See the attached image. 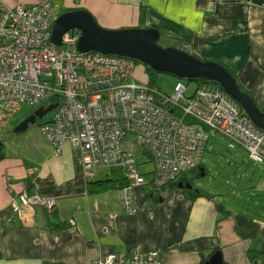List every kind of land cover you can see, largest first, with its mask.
Wrapping results in <instances>:
<instances>
[{
    "label": "crops",
    "instance_id": "0c3cea01",
    "mask_svg": "<svg viewBox=\"0 0 264 264\" xmlns=\"http://www.w3.org/2000/svg\"><path fill=\"white\" fill-rule=\"evenodd\" d=\"M3 1L14 9L49 1L59 5L56 14L83 8L108 28L139 26L147 8L146 26L162 29L172 46L224 63L264 111V0ZM136 77L148 81L142 67ZM18 113L0 131V264H93L135 248L158 251L160 264H206L214 249L226 264H264V166L246 150L247 168L231 191L186 188L183 180L159 194L151 184L134 186L130 213L122 189L89 188L125 176L101 179L103 168H94L86 177L79 149L66 143L57 155L40 123L16 130L25 120L13 124ZM26 189L46 203L25 204ZM219 203L233 213H222ZM239 213L254 225L240 224Z\"/></svg>",
    "mask_w": 264,
    "mask_h": 264
},
{
    "label": "built area",
    "instance_id": "2783aa9c",
    "mask_svg": "<svg viewBox=\"0 0 264 264\" xmlns=\"http://www.w3.org/2000/svg\"><path fill=\"white\" fill-rule=\"evenodd\" d=\"M58 9L49 1L14 9L0 0V131L25 102L49 99V105L57 104L51 119L40 125L55 153L60 155L66 143L79 149L86 177L94 168L126 170L133 185L122 194L130 213L136 211L134 186L181 183L183 174L203 157L211 130L264 165V130L221 85L198 84L187 95L188 84L180 80L173 95L159 94L136 77L135 59L78 51V29L63 36L69 48L62 49L52 42ZM136 153L148 155L149 161L137 163ZM148 164L150 177L142 173ZM21 197L25 204L46 203L27 189ZM160 263L158 251L135 248L93 264Z\"/></svg>",
    "mask_w": 264,
    "mask_h": 264
},
{
    "label": "water",
    "instance_id": "95a60500",
    "mask_svg": "<svg viewBox=\"0 0 264 264\" xmlns=\"http://www.w3.org/2000/svg\"><path fill=\"white\" fill-rule=\"evenodd\" d=\"M74 29L81 33L77 49L82 53L94 51L129 57L161 73H170L181 79H205L219 83L241 104L250 119L264 130V111L253 96L240 87L228 66L222 62L204 60L176 46L162 45V31L157 26L108 28L101 25L89 10L76 8L62 13L55 19L52 42L62 46L63 36ZM56 107L57 104L39 107L34 114L23 120L16 130L28 129L31 124H36L39 118H44ZM186 188H193V185L189 183ZM210 264H226L222 252H216L211 257Z\"/></svg>",
    "mask_w": 264,
    "mask_h": 264
},
{
    "label": "rangeland",
    "instance_id": "374dc122",
    "mask_svg": "<svg viewBox=\"0 0 264 264\" xmlns=\"http://www.w3.org/2000/svg\"><path fill=\"white\" fill-rule=\"evenodd\" d=\"M160 43L164 46H171L170 41H167L165 37L161 39ZM61 47L62 49L69 48L68 45H63ZM137 65L138 67L135 71H138V69H141L142 67L147 73L146 64L140 62L137 63ZM156 80L158 86H160L166 93L170 95H173L175 93L176 86L180 82V80L188 84L187 95L192 94L198 85L197 81L190 82L189 79H181L170 73L160 72L157 74ZM48 105L49 99L39 104H33L30 102L23 103L21 105L20 110L18 111V116H16V119L12 121L13 124H17L21 120L26 119L30 115L34 114L39 107H47ZM54 111L55 110L50 111L47 115L44 116V118H39L37 123L39 124L50 120L54 114ZM211 135L212 137L208 142L207 149L204 151L203 157L199 160V162L201 161V163L208 168V174L204 175V172L202 170L200 171V166L197 165V169L194 168L184 173L183 177L187 178L188 182L193 185V188H197V190L198 188H202L209 191L214 190V192L215 190L231 191L232 189L230 188L236 187V183L238 182L241 175L244 173V170L247 168V165L244 163L245 161L243 160L246 156V151L241 146H236V148L233 149L231 147V139L215 129L211 130ZM134 157L137 163L139 164L149 161L148 155L142 153H136ZM117 167L119 166L101 167L103 169L99 171L100 178L102 179V177H104L105 175H108L107 177H109L110 175L125 176L128 174L126 170H118ZM251 168L254 170L256 169L255 165H253ZM150 169L151 165L149 164V166H145L143 168V171L148 172ZM146 175L147 177H150L149 174ZM148 186L150 187L151 185ZM232 196L230 195L229 197L231 198Z\"/></svg>",
    "mask_w": 264,
    "mask_h": 264
},
{
    "label": "trees",
    "instance_id": "16d2710c",
    "mask_svg": "<svg viewBox=\"0 0 264 264\" xmlns=\"http://www.w3.org/2000/svg\"><path fill=\"white\" fill-rule=\"evenodd\" d=\"M64 13V12H62ZM62 13H59L56 15V17L58 15H61ZM146 15H147V8H143L142 10V16L140 18V27H145L146 25ZM158 27V26H157ZM159 28V27H158ZM160 29V28H159ZM162 31V29H160ZM163 33V32H162ZM162 38H163V35H162ZM187 39V38H185ZM161 41V40H160ZM137 63H140L141 61H138L136 60ZM146 68H147V75L149 77L148 79V83L153 86V87H156L158 88V92L159 94H164L166 96H170V94L166 93L160 86H158L157 84V74L160 73L159 71L155 70L154 68H152L151 66L147 65L146 64ZM230 69V68H229ZM234 76L237 78V75L232 71L230 70ZM238 80V78H237ZM190 82L194 81V80H189ZM195 81H197L198 84H202V83H216L218 85H220L219 83L217 82H213V81H210V80H205V79H196ZM239 82V81H238ZM240 84V83H239ZM240 87L242 88V86L240 85ZM243 89V88H242ZM244 90V89H243ZM246 91V90H244ZM250 93V92H249ZM193 94V93H192ZM191 95V94H190ZM189 120V119H188ZM44 123V122H43ZM42 123H40L41 125ZM209 129V128H208ZM2 144L3 143H0V149L2 148ZM149 158V156H148ZM150 159V158H149ZM145 163V162H144ZM149 165V164H148ZM145 166L142 167V173L144 175L146 174H149L151 173V169L148 171V172H144L143 171V168ZM152 168V166H151ZM147 176V175H146ZM183 183H187L188 182V179L187 178H184L183 177ZM133 185V181L131 180L129 174L125 175V177L123 178H108V179H102V180H97V181H90L89 182V188H90V192H102V191H107L109 189H113V188H118V189H124L125 187H128V186H132ZM179 184L178 183H174L172 185H170L171 187H176L178 186ZM164 188L166 187H163V188H155L154 192H157V194H159ZM159 192V193H158ZM219 208H220V211H222V213H224L225 215H231L233 212L232 210H230L229 208H227L224 204L222 203H219ZM238 221L240 222V224H248V225H251L253 226L254 225V221L247 217L246 215L244 214H237L236 215ZM218 252L216 249L214 250H211L209 252V255L207 257L206 260L210 261L211 257L216 253ZM208 261L206 262V264H210L208 263Z\"/></svg>",
    "mask_w": 264,
    "mask_h": 264
},
{
    "label": "bare ground",
    "instance_id": "6f19581e",
    "mask_svg": "<svg viewBox=\"0 0 264 264\" xmlns=\"http://www.w3.org/2000/svg\"><path fill=\"white\" fill-rule=\"evenodd\" d=\"M57 15V14H56ZM59 16V15H58ZM56 19V18H55ZM68 33V32H67Z\"/></svg>",
    "mask_w": 264,
    "mask_h": 264
},
{
    "label": "flooded vegetation",
    "instance_id": "af4514ba",
    "mask_svg": "<svg viewBox=\"0 0 264 264\" xmlns=\"http://www.w3.org/2000/svg\"><path fill=\"white\" fill-rule=\"evenodd\" d=\"M187 183H189V182H187Z\"/></svg>",
    "mask_w": 264,
    "mask_h": 264
}]
</instances>
